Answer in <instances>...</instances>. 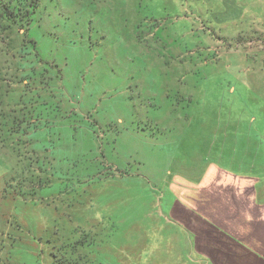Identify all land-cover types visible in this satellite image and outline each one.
<instances>
[{"label": "rangeland", "instance_id": "374dc122", "mask_svg": "<svg viewBox=\"0 0 264 264\" xmlns=\"http://www.w3.org/2000/svg\"><path fill=\"white\" fill-rule=\"evenodd\" d=\"M263 136V0H0V264H198L166 202Z\"/></svg>", "mask_w": 264, "mask_h": 264}, {"label": "crops", "instance_id": "0c3cea01", "mask_svg": "<svg viewBox=\"0 0 264 264\" xmlns=\"http://www.w3.org/2000/svg\"><path fill=\"white\" fill-rule=\"evenodd\" d=\"M261 145L264 157V136ZM208 167L166 202V224L187 235L198 264H264V164L246 177Z\"/></svg>", "mask_w": 264, "mask_h": 264}]
</instances>
